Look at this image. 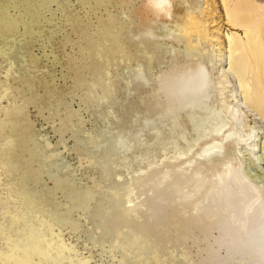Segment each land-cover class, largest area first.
Masks as SVG:
<instances>
[{
    "label": "rangeland",
    "instance_id": "1",
    "mask_svg": "<svg viewBox=\"0 0 264 264\" xmlns=\"http://www.w3.org/2000/svg\"><path fill=\"white\" fill-rule=\"evenodd\" d=\"M169 1L0 5V264H264L262 108L228 70L229 35L264 46V0ZM228 158L260 195L238 213Z\"/></svg>",
    "mask_w": 264,
    "mask_h": 264
},
{
    "label": "bare ground",
    "instance_id": "2",
    "mask_svg": "<svg viewBox=\"0 0 264 264\" xmlns=\"http://www.w3.org/2000/svg\"><path fill=\"white\" fill-rule=\"evenodd\" d=\"M11 1V3H14L16 5V8H18L21 4V2L23 3L24 1L30 2L31 0H0V5H3L5 3H9ZM39 1V0H38ZM226 0H224L225 3ZM5 2V3H4ZM1 9V8H0ZM11 9V8H10ZM227 10V14H228V20H231V16L232 13ZM11 11V10H10ZM156 14H164V13H169L170 12V1L169 0H156ZM16 13L21 14V9H18L17 11L15 10ZM1 13L4 14V19L6 20V24L10 23L12 21V17L14 15H16V13H10L8 10H2ZM157 14V15H158ZM28 16V15H27ZM157 17V16H156ZM45 22V21H44ZM232 22V21H231ZM157 23V22H156ZM197 24V23H196ZM199 24V23H198ZM195 25V24H194ZM234 25V24H233ZM9 26V25H8ZM151 29V28H150ZM252 31L250 28H247L245 30V34L247 36V41L244 40L243 38H241L240 35L235 36V34L229 35L230 41L233 44V48L235 51V54L232 56V62L228 68V70L233 74V76L236 78L237 82L239 83L240 87L243 89L244 93H245V100L246 102L252 107H256L260 106L262 108V111L260 112V115L262 119H264V87H263V76L262 74L259 72V66L258 67V72H257V81H258V86L257 87H252L250 80H249V76L247 74L249 69H252L254 66L251 65L248 62V59L250 58L251 54H253V57L256 59V62H260L263 58H264V46L263 44H261V42H259L257 40V36L253 37L251 32ZM199 32V31H198ZM154 33V32H153ZM254 43V46L248 47V45L250 43ZM232 49V47H231ZM239 53L238 55H236V53ZM201 63V62H199ZM198 63V65H199ZM198 67V66H197ZM189 68V67H188ZM193 68V67H192ZM255 68V67H254ZM198 69V73L201 72L202 70L205 69L204 65H199ZM197 69H195L197 71ZM189 72V70H188ZM185 74V73H183ZM186 79L192 80L195 77H193L190 73L189 74H185ZM197 75V73H196ZM199 75V74H198ZM200 77L206 80V78L204 76H202V72L200 73ZM183 76V75H182ZM180 77V76H179ZM199 77V78H200ZM198 80V79H197ZM201 80V79H200ZM205 80H203L205 84ZM184 81H186L184 79ZM188 83V82H187ZM198 83V82H197ZM201 85V84H200ZM240 88V89H241ZM254 111L257 109H253ZM228 135L227 137L231 138L232 136H234L235 131L233 129L227 131ZM225 139L227 138H222L219 139V141L217 140L216 142L211 143L210 145L205 148H207V150H203L204 155H209V153L213 152H222L225 151V156H226V152H227V145L225 142ZM214 141V140H213ZM204 148V149H205ZM217 152V153H218ZM223 156V157H225ZM222 157V158H223ZM226 159V158H225ZM223 160V159H222ZM213 162V161H212ZM233 162V160H231V158H228L224 164L222 165V169L220 170V174H219V180L217 181V185L219 184V186H221V191H222V198H221V203L223 205H225V207H237L236 211L238 213V210L242 207L243 211L245 209H249V205L248 203L250 201H252L253 198H259V194L256 193L254 194V192L251 190L252 188L249 186H246V184L243 183V178L240 177V175H238L239 173L235 170V172L232 171H228L227 166H229L231 163ZM211 164V163H210ZM220 169V168H219ZM238 173V174H237ZM198 175V174H197ZM217 178V177H216ZM216 182V180L214 181V183ZM214 187V186H213ZM212 187V188H213ZM221 193V192H220ZM179 199V198H178ZM251 199V200H250ZM157 201V200H156ZM176 203V202H174ZM251 203V202H250ZM172 204H173V200H172ZM252 204V203H251ZM175 205V204H174ZM178 205V204H177ZM171 206V205H170ZM181 206V205H180ZM183 206V207H182ZM181 206V210H180V214H186V208L188 205H182ZM189 207V206H188ZM123 208V207H121ZM117 209V208H116ZM178 209V208H177ZM126 211V210H125ZM234 211V210H232ZM248 210H246L244 212V214L247 213ZM118 212V211H117ZM128 212V211H127ZM167 212V211H166ZM173 215V214H172ZM114 216V215H113ZM185 216V215H184ZM179 217V216H178ZM173 218V217H172ZM175 218V217H174ZM111 219V217H110ZM192 219V218H191ZM121 219H117L116 217L109 220V226H115L116 223L118 221H120ZM181 220V219H180ZM168 221V220H167ZM174 221V220H173ZM195 222V221H194ZM207 222V221H206ZM164 223V222H162ZM203 223V222H202ZM205 223V222H204ZM221 223V222H220ZM174 224V222H173ZM179 224V223H178ZM195 224V223H194ZM230 225V224H229ZM236 225V224H235ZM172 225H169V227ZM199 226V225H197ZM116 227V226H115ZM114 227V228H115ZM174 227V226H173ZM231 227V225H230ZM194 228V227H192ZM173 229V228H172ZM194 230V229H193ZM228 230V229H227ZM232 230V229H230ZM232 231H235L234 229ZM120 232V231H119ZM171 232H173L171 230ZM170 232V233H171ZM179 239H186L191 237L193 234L191 232V230L185 226V227H181L179 229ZM175 234V233H174ZM173 234V235H174ZM177 235V234H176ZM233 235V234H232ZM178 237V236H177ZM251 238H253V236H249ZM248 237V238H249ZM176 239V238H175ZM168 240V239H167ZM261 245H264V240L262 241ZM178 246V245H177ZM244 247H250V244L247 243L246 241H244V244L242 245ZM241 248V247H240ZM155 252V251H154Z\"/></svg>",
    "mask_w": 264,
    "mask_h": 264
}]
</instances>
